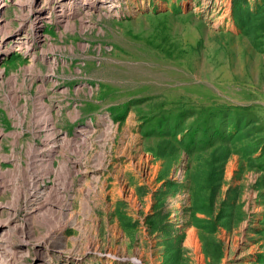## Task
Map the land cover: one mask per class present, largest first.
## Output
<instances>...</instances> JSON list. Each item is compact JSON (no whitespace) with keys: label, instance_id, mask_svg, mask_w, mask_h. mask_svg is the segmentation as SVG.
<instances>
[{"label":"rangeland","instance_id":"374dc122","mask_svg":"<svg viewBox=\"0 0 264 264\" xmlns=\"http://www.w3.org/2000/svg\"><path fill=\"white\" fill-rule=\"evenodd\" d=\"M20 1L0 264H264V0Z\"/></svg>","mask_w":264,"mask_h":264},{"label":"bare ground","instance_id":"6f19581e","mask_svg":"<svg viewBox=\"0 0 264 264\" xmlns=\"http://www.w3.org/2000/svg\"><path fill=\"white\" fill-rule=\"evenodd\" d=\"M2 1L3 0H0V47H1L0 48V55L1 54H6L7 52H10L12 50L14 51V50L21 49V47L23 48V46H28V48H29L30 47V37L31 36L29 34H26V33L21 34L19 32V29L21 27H24L25 26L24 21H20L19 22L21 24L19 28H17V29H11L10 28L11 26H10L9 22H6L4 20V17H3V6H4L5 3L2 2ZM45 1L50 5L51 10L54 12V16L60 22L67 21V19L69 18V12H68V10L69 9L71 10V8H69L70 7L69 6L70 5L69 0H45ZM87 1H88V4L91 7H96L98 5L99 8H101V9L105 8L106 6H111V7H115L116 6V3L113 2L114 0H110L111 1V4H108V5H105V6L103 4V2H104L103 0H87ZM15 3H18L20 5V7L22 8V6H21V5H23L22 4L23 3L22 1L15 0ZM44 10H45L44 6L35 7V9H34V22H35V20L37 18H44V17H48L49 18L50 17V16L44 14ZM75 12L76 11H74V13ZM65 23H67V22H65ZM40 24H43V23H40ZM40 24H38L37 26H34V32H33L38 39H41L39 37L40 36V29H39ZM11 36H13V39L12 40H10V37ZM7 39H8V42L3 47L2 41L3 40H7ZM0 72H1V69H0ZM47 125H48V123H47ZM45 126H46V124L44 123V128H45ZM82 132L84 133L85 131L82 130ZM0 247H1V242H0ZM134 261L137 264H143L142 262H140V260L138 258H134Z\"/></svg>","mask_w":264,"mask_h":264}]
</instances>
